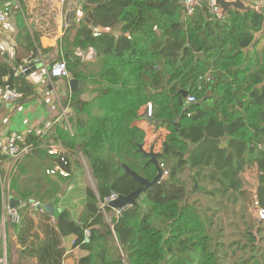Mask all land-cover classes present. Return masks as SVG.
I'll return each mask as SVG.
<instances>
[{
  "label": "trees",
  "instance_id": "1",
  "mask_svg": "<svg viewBox=\"0 0 264 264\" xmlns=\"http://www.w3.org/2000/svg\"><path fill=\"white\" fill-rule=\"evenodd\" d=\"M4 1L17 12V45L34 58V43L20 11L13 0ZM247 1L255 5L262 0ZM208 5L201 0L200 7L182 19L178 0H77L81 16L63 34L53 60H64L69 78L86 83L62 102L70 108L66 116L72 132L64 122H55L44 132L25 134L29 150L15 160L7 187L2 166L9 157L0 153V223L2 194L25 203L17 209V223L7 216L5 221L16 236L18 259L62 264V238L72 236V246L87 252L76 264H264L259 245L264 226L258 225L255 232L245 227L244 240L232 242V251L239 249L241 255L230 261L219 233L210 232L216 210L210 203L200 207L195 197L221 205L244 200L249 192L241 174L255 167V193L264 207V87L255 88L264 82V45H256L246 56L242 52L263 17L235 9L216 17ZM86 18L110 31L93 36ZM89 47L94 50L95 72L83 68L76 54ZM20 65L18 60L14 67L0 60V85L20 90L23 102L35 92L15 74ZM188 95L195 101L186 103ZM147 103L152 106L150 116ZM145 117L160 130L149 146L161 152L158 159L167 176L116 216L106 204L101 208L100 201L111 192L127 194L140 186L119 163L148 181L156 174L137 150L147 141V130L137 124ZM225 126V143L204 141L205 136L221 138ZM53 144L63 150L58 156L48 154ZM80 156L88 164L95 191L85 190L79 219L68 208L56 214L36 208L33 203L63 195ZM55 165L70 175H47L45 169ZM105 214H110L109 221ZM8 255L7 250L9 262Z\"/></svg>",
  "mask_w": 264,
  "mask_h": 264
},
{
  "label": "crops",
  "instance_id": "2",
  "mask_svg": "<svg viewBox=\"0 0 264 264\" xmlns=\"http://www.w3.org/2000/svg\"><path fill=\"white\" fill-rule=\"evenodd\" d=\"M76 1L77 0H65L63 2L59 0H19L17 2L13 0L14 8L20 11L22 21L27 26L32 37L36 55L34 58H31L28 56L29 53L24 49V46L20 48L17 45L16 36L19 30L18 16L16 10H11L10 16L1 24L0 60H4L12 65V67H14L16 60L20 62L21 67L35 60H39L42 66L39 68L35 67L29 74L20 76L24 77L26 81L32 84L35 92L33 97L17 103L0 102V137L11 132L24 135L32 132H44L49 124L51 125L55 122H59V119L63 118V113L66 115L70 112L68 107L62 105L66 95H70L67 84L69 78L51 77L47 73V70L60 52L63 34L68 28L73 26L81 16L80 11L76 9ZM2 29L6 30V32H2ZM263 40L264 37L259 40L257 44L258 49L264 45V42L262 43ZM259 44H261L260 47ZM4 52H7L6 58L3 56ZM76 52L82 60L83 68H87L89 72H95L97 70V66L94 65V55L90 56L87 50H78ZM6 79L7 77H4V80ZM137 124L147 130V141L145 143V147L147 148L152 139L159 134L160 130H154L155 124L147 117L138 120ZM53 145L60 147L59 144ZM20 157L18 159H20ZM14 162L15 160L11 158L3 162L2 168H4L3 179L5 187L8 185L9 173ZM248 170L256 171V168L251 167L246 169L243 173ZM75 171L76 168L72 170V177L76 175ZM71 188L72 186L68 187L70 190ZM7 196H9L8 193L6 195L2 194V216L0 223V231H4L6 236V258L8 250L10 259L9 262L7 261V264H37L36 259L33 257L18 259V246L16 244V236L13 229L11 226L6 227V223L2 222L3 216H7V208L3 205V200L7 204ZM56 198L59 199L57 208L60 210L62 208L60 205L62 196ZM24 204V201H21L20 206ZM38 204L39 203H37L36 206L40 207ZM73 239L72 236L62 238V245L65 248L62 264H76L78 258L87 253L79 247H73Z\"/></svg>",
  "mask_w": 264,
  "mask_h": 264
},
{
  "label": "rangeland",
  "instance_id": "3",
  "mask_svg": "<svg viewBox=\"0 0 264 264\" xmlns=\"http://www.w3.org/2000/svg\"><path fill=\"white\" fill-rule=\"evenodd\" d=\"M16 1L18 2V0ZM261 2H263V0ZM263 42L264 40L262 43ZM260 46L261 44H259V47ZM152 123L154 124L153 121ZM75 172L76 175L72 177V183L68 186H72V188L71 190L68 188L63 190L60 205L62 208H68L72 213V216L78 220L84 208L85 190L92 189L95 191V182L91 176L88 164L82 156L79 157L78 167ZM241 178L244 183V188L249 192L248 198L244 200L240 199L237 202L225 200L224 205H221L209 202L208 199L202 195L195 196L197 197L200 207L203 208L205 204L210 203L213 210H216L212 215L210 232L213 236H216V234L219 233L218 239L224 243V248L227 250L226 258L230 261L236 260V258L241 255V250L239 249L235 252L232 251V242L236 240H244L242 234L244 233L245 227L248 226L249 230L255 232L258 225L264 226V220L258 221V209H256L254 203V193L257 184L256 175L254 171L248 170L247 172L241 174ZM58 203L59 199L53 198L40 203V205L44 210L49 212L51 210L54 213V211L57 212L58 210ZM208 214H210V211ZM109 217L110 214L105 216V219L108 221ZM249 225L253 226L250 228ZM259 245L264 251V238L259 242Z\"/></svg>",
  "mask_w": 264,
  "mask_h": 264
},
{
  "label": "built area",
  "instance_id": "4",
  "mask_svg": "<svg viewBox=\"0 0 264 264\" xmlns=\"http://www.w3.org/2000/svg\"><path fill=\"white\" fill-rule=\"evenodd\" d=\"M59 1L63 2L65 0H59ZM178 1L184 7L186 15L192 14L201 5V0H178ZM208 3H209L208 5L209 11L212 14H214L216 17H220L221 16L220 8L214 4L213 0H208ZM10 14H11V9H10L9 4L4 0H0V30H1V24L7 20ZM109 31H110L109 27H103V28L93 27L92 35L98 36L102 32H109ZM87 51L90 56L94 55L93 48L89 47ZM76 54L78 55L77 52ZM18 68H21V66H19ZM47 73L51 77L69 78V71L67 69V66L64 60L53 62L49 66ZM15 74H17V69H15ZM22 96H23L22 92L18 90L17 88L11 86L9 83H4L3 85H0V102L1 103H17L22 98ZM194 101H195V98L192 95H188L185 99L186 103H192ZM151 108H152L151 103H147L146 112L148 116L151 115ZM62 116H63V122L65 123L69 132H72V129L69 125V122H68V119L65 113H63ZM49 126L50 124L47 127ZM28 150H29V145L25 144L24 134L11 132V133H8L0 137V153L8 156L11 159H14V160L18 159L23 153L27 152ZM61 151L63 150L55 145H51L48 148V154L52 156H58L61 153ZM60 159L62 160V157H60ZM160 167L163 171L162 178L160 179L161 181L167 176V171L163 169L162 164H160ZM45 173L49 176H60L63 178L68 177L70 175L69 172L62 169L58 165L45 169ZM254 173L256 175V171H254ZM116 197H117V193L111 192L107 197H105L103 200L100 201V207L103 208V206L107 204L108 201ZM254 199H255L254 200L255 207L256 209H258V214H259L258 221H263L264 220V207L259 206L256 193H254ZM36 204L37 203H33V205L37 208ZM3 205L5 208H7V217L9 221L11 223H17L19 220L17 209H9L8 204H6L4 200H3ZM122 209L114 210L116 216L120 215ZM105 216H107V214H105ZM5 221H6V216H3L2 222H5ZM88 237H89V231L85 230L84 231V242H88ZM0 264H7L6 237H5L4 231H0Z\"/></svg>",
  "mask_w": 264,
  "mask_h": 264
},
{
  "label": "water",
  "instance_id": "5",
  "mask_svg": "<svg viewBox=\"0 0 264 264\" xmlns=\"http://www.w3.org/2000/svg\"><path fill=\"white\" fill-rule=\"evenodd\" d=\"M214 4L220 8V15L223 16L226 14V12L229 9H235L241 12L253 10L258 12L260 15H262V23L261 27L258 31H253V39L250 42L248 46L242 49V52L244 56H246L248 51H253L254 47L258 44L259 40L264 37V1L259 4H252L251 2H248L247 0H213ZM185 15V9L182 6V19ZM85 22L90 24L93 27H96V24L94 22H91L88 18L85 19ZM2 32H6V30L2 29ZM3 56L7 57V52L3 53ZM197 57L200 56V54H196ZM42 64L39 60H35L34 62L22 66L21 68L17 69V74L19 76H24L29 74L31 71L35 69V67L39 68ZM68 89L70 93H73L75 91H78L85 87L86 83L84 80H79L76 78H69L67 81ZM264 87V82H261L255 86V88H261ZM181 94L183 97H185L186 93L185 91H181ZM70 109V108H69ZM183 115V114H182ZM59 123H63V118L59 119ZM225 134L218 139L209 138L208 136L204 137V141L211 140L216 143H225L228 135H227V126L224 127ZM190 145V143L188 142ZM137 150L144 154L148 158L147 163L153 164V166L156 168V174L153 177L151 181H148L146 178L142 177L140 174L129 168L125 163H119V165L123 168L124 172L131 176L135 181L139 183V187H137L135 190H132L131 192L127 194H117V197L108 201L107 206H109L113 210L122 209L127 206H133L137 204V199L140 196L142 192H145L149 187L153 186L155 183H158L160 179L162 178L163 171L160 167L159 163V155L161 152H156L153 150V146L150 145L148 148L145 147L144 143H140L137 146ZM188 152V151H187ZM7 204L9 209H18L21 205V200L14 197L13 195L7 196ZM38 206L41 207L40 204ZM50 212H52L50 210ZM53 213V212H52Z\"/></svg>",
  "mask_w": 264,
  "mask_h": 264
}]
</instances>
